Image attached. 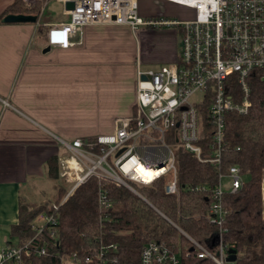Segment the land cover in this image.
<instances>
[{
    "label": "built area",
    "instance_id": "obj_1",
    "mask_svg": "<svg viewBox=\"0 0 264 264\" xmlns=\"http://www.w3.org/2000/svg\"><path fill=\"white\" fill-rule=\"evenodd\" d=\"M58 1L72 2L73 8L64 10L68 21L48 29L51 46L74 45L70 36L81 34L82 28L91 24L128 25L133 31L140 26H166L180 32L179 52L173 61L158 68L138 70L135 110L117 119L113 132L96 135L93 145L82 139L61 141L70 155V160L60 163L64 168L66 162V170L60 175L68 183L65 197L90 176L109 179L137 193L129 182L146 185L165 173L171 177L165 192L178 195L174 153L177 147L200 161L218 164L225 144L226 116L246 114L252 105L250 79L256 77L264 82V0H164L190 9L193 16L189 20L143 19L138 0ZM203 101H209L206 111L212 132L213 152L208 159L201 158L199 144L203 129L199 109ZM139 167L153 171L152 178L145 180ZM225 179L229 181L227 186ZM242 184L237 166L218 174L205 215L207 222L217 229L204 242L176 227L198 258L214 264L234 263L227 261L229 247L223 241L227 210L222 200L225 192H236ZM99 202L107 205L105 195L100 194ZM261 202L264 217V173ZM53 209H57L56 205ZM56 224L54 213L38 214L31 223L33 237L22 243L0 244V264H31L32 258L44 255L45 239L43 245L35 240L44 232L54 237ZM101 256L102 253L96 257ZM94 260L93 255L73 253L63 257L62 264H88ZM140 264H180V256L173 245L153 240L142 248Z\"/></svg>",
    "mask_w": 264,
    "mask_h": 264
},
{
    "label": "trees",
    "instance_id": "obj_2",
    "mask_svg": "<svg viewBox=\"0 0 264 264\" xmlns=\"http://www.w3.org/2000/svg\"><path fill=\"white\" fill-rule=\"evenodd\" d=\"M40 7L32 8L25 6L22 0H14L7 11L15 15H35L33 13ZM249 83L252 105L246 114L229 113L226 116L225 144L218 164L200 161L183 148H175L178 195L165 192V185L171 178L170 173H165L150 184L129 182L137 193L109 179L90 176L65 197L67 190L60 183V160L53 156L47 161V174L58 185L54 201L21 202L18 222L11 225L7 242L22 243L33 237L32 221L38 214L47 212L57 217L55 236L50 237L44 232L36 238L40 245L45 239L46 253L32 258L31 264H62V258L73 253L93 255L95 260L88 264H100L103 260L105 264H140L142 248L153 240L173 245L180 256V264H214L198 258L188 239L176 227L204 242L217 229L207 222L205 215L218 184V174L237 166L243 184L236 192L224 193L222 203L227 214L223 241L236 251L233 264H264L261 202L264 82L252 77ZM208 105L209 101H203L199 109L203 127L199 144L203 159L211 158L213 152ZM95 139L96 135L83 141L93 145ZM100 194L105 195L106 206L100 204ZM101 253L102 256L97 258Z\"/></svg>",
    "mask_w": 264,
    "mask_h": 264
},
{
    "label": "crops",
    "instance_id": "obj_3",
    "mask_svg": "<svg viewBox=\"0 0 264 264\" xmlns=\"http://www.w3.org/2000/svg\"><path fill=\"white\" fill-rule=\"evenodd\" d=\"M13 1L0 0V229L9 233L19 204L51 187L47 161H62L61 141L113 132L135 110L138 70L173 61L180 43L172 27L151 26L149 35L91 24L70 36L74 45L51 46L48 29L69 20L65 4L55 0L66 21H42L50 0L35 22L3 21ZM146 12L139 15L148 19Z\"/></svg>",
    "mask_w": 264,
    "mask_h": 264
},
{
    "label": "rangeland",
    "instance_id": "obj_4",
    "mask_svg": "<svg viewBox=\"0 0 264 264\" xmlns=\"http://www.w3.org/2000/svg\"><path fill=\"white\" fill-rule=\"evenodd\" d=\"M24 2L25 6L29 7H36L37 5H40L39 11L36 13L34 12L36 16L40 15L42 12L41 8H43L42 3L46 2L47 0H22ZM138 5H139V11L140 13L143 11H147L145 16H149L150 18L153 19H170V20H189L193 16V12L188 9L184 8L181 6H178L176 4L166 2L164 0H138ZM62 5L60 3H57L55 0H50L48 5L44 7L43 11V18L42 21H51V22H58L60 20H65V16L62 13ZM149 13V14H148ZM142 14V13H141ZM143 19H147L146 17H142ZM66 21V20H65ZM174 28V27H172ZM150 29L147 26H140L138 28V33L142 32L144 34H151V33H146ZM152 29V28H151ZM140 34V33H139ZM155 65H145L142 66L141 70H147L149 68H153ZM70 160V155L68 153H65L62 158V162ZM61 163V162H60ZM68 165V162H67ZM61 166V164H60ZM66 170V162L64 168L61 166L60 168V175L61 172ZM52 181V180H51ZM228 180H224V185H228ZM60 183L66 188V192H68V183L64 181V178L60 176ZM51 187L47 189V191L44 192L42 197H39L38 203H46V202H52L55 199V194L57 190V183L55 181L51 182ZM10 239L9 236V231L7 228H1L0 229V244H3L5 241Z\"/></svg>",
    "mask_w": 264,
    "mask_h": 264
},
{
    "label": "water",
    "instance_id": "obj_5",
    "mask_svg": "<svg viewBox=\"0 0 264 264\" xmlns=\"http://www.w3.org/2000/svg\"><path fill=\"white\" fill-rule=\"evenodd\" d=\"M66 9H72L73 3L72 2H66L65 3ZM37 20L36 15H15L10 14L3 18V21H10V22H35ZM229 256L227 258V261L233 262L236 260V251L234 248H229L228 250Z\"/></svg>",
    "mask_w": 264,
    "mask_h": 264
},
{
    "label": "bare ground",
    "instance_id": "obj_6",
    "mask_svg": "<svg viewBox=\"0 0 264 264\" xmlns=\"http://www.w3.org/2000/svg\"><path fill=\"white\" fill-rule=\"evenodd\" d=\"M138 172L140 173L141 176L144 177L145 180H149L152 178L153 171L151 170H145L142 167L138 168Z\"/></svg>",
    "mask_w": 264,
    "mask_h": 264
}]
</instances>
